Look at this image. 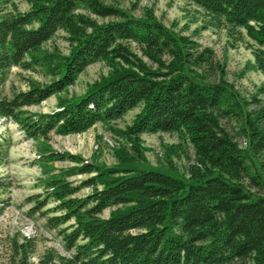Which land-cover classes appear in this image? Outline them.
Returning <instances> with one entry per match:
<instances>
[{"label":"trees","instance_id":"1","mask_svg":"<svg viewBox=\"0 0 264 264\" xmlns=\"http://www.w3.org/2000/svg\"><path fill=\"white\" fill-rule=\"evenodd\" d=\"M25 1L28 12L1 15L15 0H0L1 125L13 123L26 139L49 141L141 109L121 132L126 145L116 150L114 167L44 147L43 164L74 166L43 180V192L29 198L30 211L46 209L42 214L52 229L67 225L60 232L74 255L50 249L37 264H264L259 95L244 96L214 50L165 26L154 9L137 17L106 0ZM186 1L203 11L209 26L244 30L264 74V0ZM61 33L70 52L56 64L52 54L41 52ZM96 63H104L108 73L84 96L61 99L49 113L29 110L74 86ZM38 65H48L55 79L32 80L27 91L3 95L13 68L30 71ZM5 133L0 132V164L11 147ZM145 134H176L193 146L187 178L136 166L146 160ZM175 146L165 148L171 166ZM76 176L87 179L75 186L69 178ZM83 189L91 191L78 197ZM5 208L0 198V215ZM25 241L16 244L22 264H28L30 252Z\"/></svg>","mask_w":264,"mask_h":264},{"label":"rangeland","instance_id":"2","mask_svg":"<svg viewBox=\"0 0 264 264\" xmlns=\"http://www.w3.org/2000/svg\"><path fill=\"white\" fill-rule=\"evenodd\" d=\"M106 1L132 10L137 17L143 15L145 8L154 9L157 18L165 26L176 33L191 36L202 46L214 50L217 58L227 66L228 80L244 96L259 95L264 102V93H259V90L264 88V74L256 68L251 42L244 30L209 26V20L203 11L186 0ZM29 10L25 0H15L14 6L5 8L1 15L25 13ZM206 26L207 29H204ZM69 52V45L61 33L46 44L41 53L52 54L54 63L58 64ZM107 73L108 68L104 63L93 64L79 76L74 86L29 110L34 114L52 112L58 108L59 100L84 96L88 89ZM54 79L48 65H38L30 71L15 67L8 73L1 90L3 95L11 98L14 93L27 91L29 81L49 84ZM140 110L135 109L118 122L99 123L84 134L52 135L49 141L26 139L16 124H0V132L5 130V140L11 143L9 156L0 164V183L3 185L0 198L6 203L5 211L0 215V264H22L23 256L16 252V244L20 246L26 239L30 241L27 248L30 249L27 255L28 264H37L40 257L50 249L67 258L74 255L66 249L64 237L60 232L68 226L52 229L47 223L48 216L42 214L46 209L37 213L30 211L34 203L29 202V198L43 192V180L74 166L71 162L63 161L43 164L39 161L42 150L48 146L58 152L81 156L84 160L100 166L114 167L118 164L116 150L126 145L121 132L132 125ZM107 138L117 147L111 148L112 146L106 143ZM142 139L146 160L136 163L138 168L163 171L180 178L188 177L189 167L194 162V149L189 142L182 141L176 134H145ZM172 145H176L177 153L172 158L171 166L167 162L165 148ZM51 169L53 171H50ZM85 179L87 176H76L69 178V181L78 186ZM90 191L83 189L78 197H83ZM259 192L264 194V191ZM50 207H53V204ZM108 215L109 212H106L105 216Z\"/></svg>","mask_w":264,"mask_h":264},{"label":"built area","instance_id":"3","mask_svg":"<svg viewBox=\"0 0 264 264\" xmlns=\"http://www.w3.org/2000/svg\"><path fill=\"white\" fill-rule=\"evenodd\" d=\"M106 143L109 144V146H112L111 148H113V147L116 148L117 147V145H114L113 142H111V140L108 139V138L106 139Z\"/></svg>","mask_w":264,"mask_h":264}]
</instances>
